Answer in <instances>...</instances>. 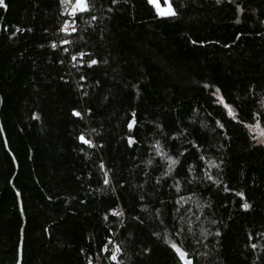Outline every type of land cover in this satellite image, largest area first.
<instances>
[{"label": "trees", "instance_id": "16d2710c", "mask_svg": "<svg viewBox=\"0 0 264 264\" xmlns=\"http://www.w3.org/2000/svg\"><path fill=\"white\" fill-rule=\"evenodd\" d=\"M89 2L0 6V264H264V0Z\"/></svg>", "mask_w": 264, "mask_h": 264}, {"label": "snow or ice", "instance_id": "6c2138e0", "mask_svg": "<svg viewBox=\"0 0 264 264\" xmlns=\"http://www.w3.org/2000/svg\"><path fill=\"white\" fill-rule=\"evenodd\" d=\"M61 4L62 5H65L66 8H65V11H67V9L70 8V11H68V15L72 16V17H76L78 13L82 14V13H87V12H90L93 5L89 2V0H60ZM117 2V0H112V3L115 4ZM219 2V0H218ZM148 3L153 7L155 8L156 10V14L157 16H161V17H174L177 15L176 11L173 9V7L171 6V3H170V0H164V4H165V7L163 9H161L159 3L157 2V0H148ZM0 6H4L3 5V0H0ZM112 9H109V11H111ZM239 10V9H238ZM61 15H64V11L61 12ZM92 19H96L95 16L92 17ZM237 23H239V19H237L236 21ZM68 27H70V25L67 23V21L64 22L63 26L61 27V31H65ZM17 31H19V29H17ZM72 31H75V28L73 27L72 28ZM239 37H237L238 39ZM194 45L197 43V41L193 40L191 41ZM64 43H68V41H64ZM53 47H55V45H53ZM66 51V49H65ZM73 59H75V57H73ZM98 63L97 60L95 59H92L89 61L88 63V66L91 67L93 65H96ZM81 79L83 80L84 77H81ZM204 87H209L208 85H205ZM219 89H216V93H214V95H217L219 93ZM217 99L219 101L220 104H222L225 109L228 110V114L229 116L231 117L233 115V111L232 109L230 108L229 105L225 104L224 102V99L223 97L221 96H218L217 95ZM90 111V110H89ZM72 115L75 116V117H80L81 116V113H79L78 111L76 110H73L72 112ZM135 114L133 113V116ZM261 115H264V113H262ZM34 119H37L38 117L34 116L33 117ZM133 123L134 121L132 122H129L128 124V127L129 129L131 130L133 128ZM217 125L219 127H223V125L220 124V122L218 121L217 122ZM245 127L249 128V131H251L252 129V126L251 125H245ZM256 128H260V124L257 123L255 125ZM261 136H264V129L261 130ZM79 141L83 144H87L89 147L92 146L91 142L89 140H86L85 137L83 136V134H81L79 137H78ZM253 139H256L258 141V143L260 144H264V139H260L256 136H253ZM134 143L133 140H131V138L129 139V146H131L132 144ZM201 159H203V157H201ZM173 163H175V161H173ZM213 167H217L216 165H212ZM104 165L101 164V168L103 169ZM208 179L211 180L212 177L209 175L208 176ZM104 183L107 184L109 183L108 179H107V173H105V180H104ZM227 190V189H226ZM237 196H240L242 199H243V193H236ZM241 207L244 209V210H247L250 205H248L247 203H243L241 205ZM179 211V209L177 210ZM112 215H122V213H116V212H112L111 213ZM105 219H107V216H105ZM215 235L219 236L220 233L219 232H216ZM165 242L173 249V251L177 254V256L180 258L181 261H183V264H192V262L190 260L187 259V253L185 251H183L180 247L177 246L176 243L172 242V241H169V240H165ZM103 244V241L101 242ZM112 244V241L109 240L107 242V244H103V247L100 249V251H108L109 250V246ZM253 248H255L256 246L253 244L252 245ZM121 251L120 247L117 245L115 247V250L112 251V254L110 255L109 259L112 260V261H115L117 259V254ZM89 264H91V260H89Z\"/></svg>", "mask_w": 264, "mask_h": 264}, {"label": "rangeland", "instance_id": "374dc122", "mask_svg": "<svg viewBox=\"0 0 264 264\" xmlns=\"http://www.w3.org/2000/svg\"><path fill=\"white\" fill-rule=\"evenodd\" d=\"M157 2L159 3L161 9H163L165 7L164 0H157ZM261 130H262L261 128H256L254 126V127H252L251 132L254 134V136H256V137H258L260 139H264V136H261Z\"/></svg>", "mask_w": 264, "mask_h": 264}, {"label": "water", "instance_id": "95a60500", "mask_svg": "<svg viewBox=\"0 0 264 264\" xmlns=\"http://www.w3.org/2000/svg\"><path fill=\"white\" fill-rule=\"evenodd\" d=\"M17 196H18V202H19V208H20V211H21V202H20V197H19V194L17 192ZM22 235V234H21ZM22 236H21V240H20V244H19V249H18V262L17 264H21V259H22Z\"/></svg>", "mask_w": 264, "mask_h": 264}]
</instances>
